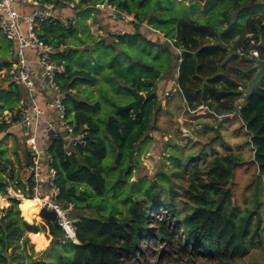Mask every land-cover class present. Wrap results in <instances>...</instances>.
Here are the masks:
<instances>
[{
  "label": "trees",
  "instance_id": "obj_1",
  "mask_svg": "<svg viewBox=\"0 0 264 264\" xmlns=\"http://www.w3.org/2000/svg\"><path fill=\"white\" fill-rule=\"evenodd\" d=\"M103 1L82 0L79 5V10L86 9L77 13V26L87 32V36L76 35L74 42L78 45L58 34L62 31L73 35L77 26L69 29L45 26L42 34L44 41L55 47L52 60L65 67L57 81L67 94L65 103L69 113H74L75 131L81 132L86 126L89 132L86 145L78 147L73 156L66 155L61 139L55 140L51 147L61 199L74 203L81 218L77 234L79 244H62L63 232L53 223L29 225L21 201L8 196L7 189L11 185H15L16 190L31 186L28 180L30 158L28 151L18 148V138L12 151L6 146L0 147V197L7 198L10 204L7 209L0 206V264H129L144 254L141 241L147 244L150 240L156 246L160 242L173 245L175 234L182 256L188 255L193 260L203 258L215 264H235L244 260L253 248L263 244L261 203L255 209L245 210L233 203L234 171L245 161L229 145L223 144L228 151L226 154L212 148L210 152L203 150L200 155L188 158L185 170L189 187L182 194L167 175L161 174L160 178L169 185V190L162 191L158 183L152 181L142 195L138 192L128 196L125 201L128 211L115 217V223L94 211L101 209L97 200L105 201L108 175L119 173L116 186L122 187L129 182L132 170L122 161L127 149L138 144L148 131L146 121L158 102L157 84L176 60L179 61L177 85L189 110L205 107L214 111L216 118L235 114L249 136L247 144L252 146L253 163L258 169L257 184H264V81L251 97L245 96V90L257 72L254 69L257 59L251 57L252 53L257 52L259 59L264 60V0H205L204 8L195 0L188 4L187 0H110L135 17L137 22L130 24L115 22L100 14L96 6ZM177 5L188 9L189 13H179ZM99 14L112 27L106 32V38H110L108 42L91 35L86 25L88 18ZM143 24L173 41L180 55L142 34ZM101 27L100 23L103 30ZM124 29L127 31L124 35L114 33ZM5 41L9 43V52L1 51L5 61L0 65V72L10 68L13 62L14 45ZM86 44L91 45L90 48L81 50ZM69 45L74 48H68ZM239 51L244 52L243 57L239 56ZM78 56L87 57L86 62L74 64L73 59ZM99 56H103L102 61H98ZM122 56L124 61L120 60ZM233 62L249 67L240 77L243 81L226 75V64L231 66ZM8 77V85L0 87V136L6 129L1 123L3 112L15 111L23 95L16 78ZM132 90L146 93L138 114L129 110L121 112L117 119L102 116L103 105L110 95L114 98L127 96L134 101ZM242 99L243 103L238 106ZM218 130L217 140L222 141ZM7 136L14 137L11 133ZM115 144L121 148L120 161L112 168L104 162L110 147L115 150ZM131 155L140 157L136 152ZM169 160L176 169L184 164L176 155ZM174 174L176 179H181V172ZM221 196L223 200L217 207L214 200ZM161 215L164 216L162 219ZM172 224L176 232L171 231ZM46 232L52 236L49 255L34 260V245H31L29 234L46 238L41 234ZM31 238L35 244L33 235ZM44 241L48 243V240Z\"/></svg>",
  "mask_w": 264,
  "mask_h": 264
},
{
  "label": "rangeland",
  "instance_id": "obj_2",
  "mask_svg": "<svg viewBox=\"0 0 264 264\" xmlns=\"http://www.w3.org/2000/svg\"><path fill=\"white\" fill-rule=\"evenodd\" d=\"M187 0V4L190 3ZM195 3L201 8H204L206 2L205 0H195ZM179 13L187 15L189 13L188 9H182L180 5L176 6ZM86 9V8H85ZM81 9V10H85ZM199 16V13L196 14ZM92 16L86 20V25L89 27L91 35L98 37V39L105 38L108 42L109 37L106 38V32L112 29L111 24L103 20V17ZM100 23L102 29H100ZM79 24V23H78ZM76 31L74 34L69 32L59 31L58 34L65 35L67 37L66 41L74 42L76 40V35L79 33L80 38L87 36V32H82L78 26L75 28ZM140 32L144 34L148 39L155 41L157 43L165 44L174 50L177 56L180 55V51L175 47L174 42L167 40L164 35L160 32L154 30L149 25L143 24ZM73 45H78V42H74ZM91 45L86 44L81 50L90 48ZM68 48H74L69 45ZM9 52V43L5 41L3 37L0 36V65L4 63L5 57L1 54ZM131 53V52H130ZM132 54V53H131ZM140 53L135 52L132 55H139ZM10 59V58H8ZM87 57L81 58V56L75 57L73 63L76 64L80 61H85ZM103 56L98 57V61H102ZM121 61H124V56L120 58ZM9 61V60H8ZM86 62V61H85ZM178 65L179 61L176 60L173 62L172 67L164 74L162 80L158 82L156 88V94L158 96V102L151 109L149 118L146 121L148 126V131L141 136V140L138 144L132 146V148L127 149L125 159L122 161L123 165H129V170H132L130 175L129 182L123 184L122 187L116 186V179L119 177V173L113 172L108 175V190L105 195V201L101 199L97 200L101 204V209L94 211L97 215H103L105 217H116L119 218L122 215H125L128 211V207L125 205V201L128 196H132L140 192L142 195L143 192L150 186L152 181L158 183V188L162 191H168L169 185L164 183L160 178L161 174L167 175L170 179V183L175 187H178V192L182 194L184 189L189 187L188 175H186L185 165H187L188 158L190 156H198L201 151L207 150L210 152L212 148H216L220 151L221 154H226L228 151L223 147L224 145H229L232 148L234 153L239 154L243 159L244 164L240 165L234 171V177L231 185V190L233 192V203L241 207V209H255L258 203H261V219L262 227H264V184L258 186V169L257 166L253 163L254 155L252 146L247 144L249 142V136H247L246 131L242 128V124L239 119H236L233 116L227 118L219 117L216 118V113L212 110H206V108H199L198 110H189L187 103L179 91L177 85L178 78ZM248 68L244 64H234L231 63V66L226 64V75L236 81H243L240 77L247 71ZM8 68H4L0 72V87L7 86L9 82L8 77ZM100 85L101 82H100ZM101 88V86H99ZM97 90V89H96ZM146 97V93H142ZM98 96V93L95 94ZM129 97H112L109 96V99L103 105L104 111L102 116L108 118L119 117L116 116V112L119 108L124 107L132 103ZM115 105L116 107H114ZM125 112V111H124ZM120 120L124 118L120 117ZM216 129H219L220 135L222 136V141L217 140ZM8 133L14 135V137L7 136ZM136 135V131L133 136ZM7 136V138H6ZM6 140L4 141V139ZM20 138L21 132L19 129H12L10 131H5L0 136V147H9L12 151L16 140ZM16 139V140H15ZM18 142V148L20 150L27 151L26 143L21 140ZM215 141V143H214ZM214 144V145H210ZM119 151L121 148L118 144H115V150L113 147H110L108 158L105 160L104 165L109 167H116L119 164L120 156ZM136 152L140 154L138 158L136 155L132 156L131 154ZM12 155V154H11ZM173 155L179 156L184 162L182 168L176 169V166L169 160ZM15 157L12 156V160ZM1 171V169H0ZM177 171L181 172V179H176L174 173ZM264 183V182H263ZM11 196V195H10ZM183 197V196H181ZM180 198L179 200H181ZM1 208L7 209L9 207V202L6 198H0ZM30 206V205H26ZM22 208V207H21ZM38 208V207H37ZM32 206L28 209V213L24 212L26 219L32 223L35 219L38 221H44L39 217V212L35 211ZM162 211V210H160ZM35 213L36 216H35ZM161 214L164 213L160 212ZM164 216L161 215V219ZM45 222V221H44ZM150 227H156L151 225ZM172 232L177 230L173 227V224L170 226ZM46 240H40L42 238L40 234H31L35 244L31 239V245H34L35 256L34 260H42L46 258V255H49V249L51 247L52 236L46 232L42 233ZM38 239V240H37ZM178 235L175 234V237L172 238L173 245H170L165 242H160L158 246L151 243L150 240L146 242L141 241V246L145 252L142 256H138L129 262V264H178L181 263H193V264H215L206 261L203 258H198L196 260L191 259L188 255L182 256L178 251L177 246ZM263 244L258 248H253L250 252V255L242 261H239L235 264H264V235L262 236ZM29 255H32V251L28 250Z\"/></svg>",
  "mask_w": 264,
  "mask_h": 264
},
{
  "label": "built area",
  "instance_id": "obj_3",
  "mask_svg": "<svg viewBox=\"0 0 264 264\" xmlns=\"http://www.w3.org/2000/svg\"><path fill=\"white\" fill-rule=\"evenodd\" d=\"M81 2L0 0V35L14 45L8 75L14 76L23 89L17 109L4 111L1 123L6 126L5 131L20 130L30 158L28 180L31 181V186L22 190H9L8 196L21 202L28 199L39 201L41 209L54 212L57 225L63 232L62 244H79L77 234L81 218L74 203L61 199L51 147L55 140L61 139L65 143L66 155L73 156L78 147L86 145L89 132L86 126L81 132L75 131L74 113H69L65 103L67 94L57 81L65 67L52 60L55 47L46 43L42 34L45 26L76 27ZM96 9L115 22H137L133 15L110 0H104ZM114 33L124 35L127 31L115 30ZM239 56L243 57L244 52L239 51ZM251 57L259 59V54L253 52Z\"/></svg>",
  "mask_w": 264,
  "mask_h": 264
},
{
  "label": "water",
  "instance_id": "obj_4",
  "mask_svg": "<svg viewBox=\"0 0 264 264\" xmlns=\"http://www.w3.org/2000/svg\"><path fill=\"white\" fill-rule=\"evenodd\" d=\"M254 62H255L254 69L257 72H256L253 80L248 84V86L245 90V96L246 97H251L254 93L255 88L257 86H259L264 81V60L257 59V60H254ZM132 92L135 95V100L132 103H130L124 107L119 108L118 111L116 112V116H118L123 111L135 110L137 114L140 112V106L145 101L146 97H145V95L138 93L136 90H132ZM222 200H223V196L214 200L217 203V207H219L221 205ZM40 217L45 222H49V223H53L54 225H57L56 214L52 211H48L47 209L42 208L40 210ZM109 220L111 223H115L113 216L110 217Z\"/></svg>",
  "mask_w": 264,
  "mask_h": 264
},
{
  "label": "crops",
  "instance_id": "obj_5",
  "mask_svg": "<svg viewBox=\"0 0 264 264\" xmlns=\"http://www.w3.org/2000/svg\"><path fill=\"white\" fill-rule=\"evenodd\" d=\"M240 101H242V103H243V99L242 100H240ZM203 108H205V107H202L201 109H203ZM229 116H232V114H229V115H222V116H217V119H219V117H224V118H228ZM235 117V115L233 116V118ZM7 147V146H6ZM9 150H11L9 147H7ZM15 160V159H14ZM16 167H18V164H16ZM18 169V168H17ZM19 170V169H18ZM4 177L5 178H8V176H7V174H5L4 175ZM9 190H12V191H17L16 190V188H15V185H11L10 187H8V189H7V192H9ZM0 198H3V197H0ZM21 204H22V202H21ZM21 204H20V206H21ZM9 206H10V204H9ZM21 210V209H20ZM27 212V211H26ZM36 214L37 213H35V216H36ZM21 216H22V213H21ZM39 217H40V212H39ZM24 219V218H23ZM39 219V218H38ZM38 219H35L31 224H29V225H35V224H44V221H38ZM25 221V220H24ZM27 223V222H26ZM42 234V233H41ZM29 237H30V239H32L31 238V234H29ZM42 237V236H41ZM40 240L41 239H44V240H46V238H44V237H42V238H39ZM38 240V239H37Z\"/></svg>",
  "mask_w": 264,
  "mask_h": 264
},
{
  "label": "bare ground",
  "instance_id": "obj_6",
  "mask_svg": "<svg viewBox=\"0 0 264 264\" xmlns=\"http://www.w3.org/2000/svg\"><path fill=\"white\" fill-rule=\"evenodd\" d=\"M26 205L32 206L35 209V211H37V213L40 212L41 203L39 201L28 199V200H24L22 202V204H21L22 209L24 208L27 211V213H28V209L30 208V206H26Z\"/></svg>",
  "mask_w": 264,
  "mask_h": 264
}]
</instances>
